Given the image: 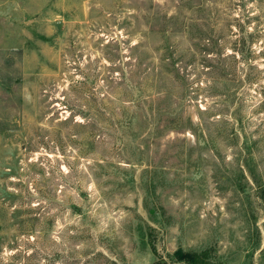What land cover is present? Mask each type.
Instances as JSON below:
<instances>
[{
	"label": "rangeland",
	"instance_id": "rangeland-1",
	"mask_svg": "<svg viewBox=\"0 0 264 264\" xmlns=\"http://www.w3.org/2000/svg\"><path fill=\"white\" fill-rule=\"evenodd\" d=\"M264 264V0H0V264Z\"/></svg>",
	"mask_w": 264,
	"mask_h": 264
},
{
	"label": "trees",
	"instance_id": "trees-1",
	"mask_svg": "<svg viewBox=\"0 0 264 264\" xmlns=\"http://www.w3.org/2000/svg\"><path fill=\"white\" fill-rule=\"evenodd\" d=\"M187 263H188V264H198V263H196V262H192V263H190V262H189V259H187Z\"/></svg>",
	"mask_w": 264,
	"mask_h": 264
}]
</instances>
